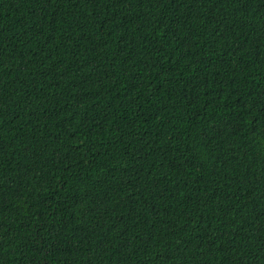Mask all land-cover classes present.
I'll list each match as a JSON object with an SVG mask.
<instances>
[{"label": "trees", "instance_id": "trees-1", "mask_svg": "<svg viewBox=\"0 0 264 264\" xmlns=\"http://www.w3.org/2000/svg\"><path fill=\"white\" fill-rule=\"evenodd\" d=\"M0 264H264V0H0Z\"/></svg>", "mask_w": 264, "mask_h": 264}]
</instances>
